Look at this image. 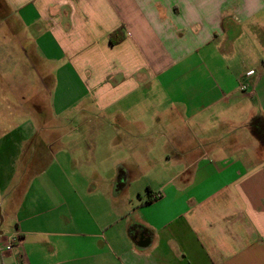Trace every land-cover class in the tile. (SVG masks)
I'll list each match as a JSON object with an SVG mask.
<instances>
[{
  "label": "crops",
  "instance_id": "obj_1",
  "mask_svg": "<svg viewBox=\"0 0 264 264\" xmlns=\"http://www.w3.org/2000/svg\"><path fill=\"white\" fill-rule=\"evenodd\" d=\"M2 2L66 128L18 135L1 264H264V0Z\"/></svg>",
  "mask_w": 264,
  "mask_h": 264
},
{
  "label": "rangeland",
  "instance_id": "obj_2",
  "mask_svg": "<svg viewBox=\"0 0 264 264\" xmlns=\"http://www.w3.org/2000/svg\"><path fill=\"white\" fill-rule=\"evenodd\" d=\"M43 69L36 53L26 42L22 28L0 0V257L5 251L3 238L15 229L8 201L13 198L10 193L17 180L10 176L15 170L8 164V157L16 151L18 135L29 134L33 128L34 132L41 131L42 134L66 128L59 122L44 123L49 114L50 97L44 83L46 79L43 80ZM159 172L148 170L132 184L131 193L141 187L142 196L147 195L144 182L159 180L162 178L158 176Z\"/></svg>",
  "mask_w": 264,
  "mask_h": 264
},
{
  "label": "trees",
  "instance_id": "obj_3",
  "mask_svg": "<svg viewBox=\"0 0 264 264\" xmlns=\"http://www.w3.org/2000/svg\"><path fill=\"white\" fill-rule=\"evenodd\" d=\"M248 124H249L251 131L254 133V135H256L260 139V141L263 142L264 141V116L260 113L255 114L249 119ZM121 173L122 171L120 170L117 175L116 188L123 187L124 177ZM148 201L150 200H147L146 202Z\"/></svg>",
  "mask_w": 264,
  "mask_h": 264
},
{
  "label": "built area",
  "instance_id": "obj_4",
  "mask_svg": "<svg viewBox=\"0 0 264 264\" xmlns=\"http://www.w3.org/2000/svg\"><path fill=\"white\" fill-rule=\"evenodd\" d=\"M13 246H19L21 248L20 233L17 227H15L12 233L7 237V241L4 244V247L7 250H11ZM18 264H28L23 252Z\"/></svg>",
  "mask_w": 264,
  "mask_h": 264
},
{
  "label": "water",
  "instance_id": "obj_5",
  "mask_svg": "<svg viewBox=\"0 0 264 264\" xmlns=\"http://www.w3.org/2000/svg\"><path fill=\"white\" fill-rule=\"evenodd\" d=\"M0 234H1V231H0ZM139 238H140V241H139L138 245L145 246L148 243V241L143 238L142 234L140 235Z\"/></svg>",
  "mask_w": 264,
  "mask_h": 264
}]
</instances>
